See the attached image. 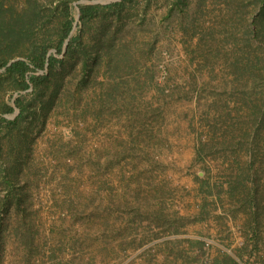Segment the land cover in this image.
I'll use <instances>...</instances> for the list:
<instances>
[{
    "label": "rangeland",
    "instance_id": "rangeland-1",
    "mask_svg": "<svg viewBox=\"0 0 264 264\" xmlns=\"http://www.w3.org/2000/svg\"><path fill=\"white\" fill-rule=\"evenodd\" d=\"M260 11L0 0V264H264Z\"/></svg>",
    "mask_w": 264,
    "mask_h": 264
},
{
    "label": "trees",
    "instance_id": "trees-1",
    "mask_svg": "<svg viewBox=\"0 0 264 264\" xmlns=\"http://www.w3.org/2000/svg\"><path fill=\"white\" fill-rule=\"evenodd\" d=\"M97 10L95 7L91 6H84L80 9L81 11V18H89L92 16V14ZM264 15V0H261V11L260 16ZM72 27L71 24H67L65 26V33L63 39L65 40L67 36L69 35V32L71 31ZM63 40V41H64ZM63 41L60 43L59 48H57L58 53H62L63 49ZM72 42H69V44L66 47V52L68 53L71 49ZM56 59L54 56L48 54V49L43 48L41 51L38 52V54H35L32 58L29 59V64L25 63L24 61H15L10 63L9 61H5L0 65V68H5L4 73L14 76L19 81V89L24 91L32 85L34 88L37 87L40 83L46 82L49 79L48 76H36V75H30V73H34L37 71L44 70L45 67H47L49 70H52ZM10 63V64H9ZM9 66L7 67V65ZM18 107H21V100H18L16 102Z\"/></svg>",
    "mask_w": 264,
    "mask_h": 264
}]
</instances>
